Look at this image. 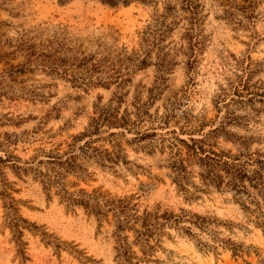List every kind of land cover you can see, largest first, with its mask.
Returning a JSON list of instances; mask_svg holds the SVG:
<instances>
[{"label":"rangeland","instance_id":"rangeland-1","mask_svg":"<svg viewBox=\"0 0 264 264\" xmlns=\"http://www.w3.org/2000/svg\"><path fill=\"white\" fill-rule=\"evenodd\" d=\"M102 112L128 125H99V161L81 135ZM6 134L0 264H258L264 0H0Z\"/></svg>","mask_w":264,"mask_h":264},{"label":"trees","instance_id":"trees-1","mask_svg":"<svg viewBox=\"0 0 264 264\" xmlns=\"http://www.w3.org/2000/svg\"><path fill=\"white\" fill-rule=\"evenodd\" d=\"M103 1H106L107 3L109 4H115L117 2V0H103ZM103 113V112H102ZM105 113H103V115L100 117L101 119H92L90 124H89V130H87L86 132H83L82 133V137H86L87 139L83 141V144L82 146L85 147L84 151H82L81 153L83 155H85V157H95L96 159H98L99 161L103 159V154L101 151H98L96 147L94 146H91V143L93 142V138H91L93 135L94 136H98L99 132H98V129H99V125H102L103 123L106 124L107 126H112V127H118V126H126L128 125V120L123 117V116H120V117H116V115H104ZM112 119V120H110ZM108 135H113L114 132H108L107 133ZM152 134H148V132H135L134 134V137L133 139L135 140H144L146 138H148V136H150ZM82 137L80 138H77V140H80L82 139ZM76 138V137H75ZM5 142H0V146L2 145H5V146H8V145H15L16 144V139L13 138L12 140H10V136L9 135H5ZM177 140L183 142L185 144V146L191 151L192 155L193 156H196L198 160L200 161H204V163L202 162V165L206 168H204V171H205V174L206 176H204L205 178L207 179H211V175L213 176V178H220L219 175H215L213 174V172L211 171V169L214 167L212 165V163L206 161V160H210L212 159L211 157L207 156V154H204V151L202 150V147L199 146L198 147V151L195 149V147H190L189 145H187L184 141H182L181 139H178L176 138ZM189 140L191 142H194L195 139L194 138H191L189 137ZM82 146L80 147V149H82ZM74 154H72V152H69V154L67 156L64 157V159L62 161H59L60 163H64L65 166L68 168V169H74L76 167H78L77 165L73 164L74 163ZM47 157V160L46 161H53L51 159H53V156L52 155H46ZM10 158H15L16 160L18 159V157L12 155L11 153H7L5 154V159H2L0 157V163L3 164L5 161H11ZM38 163H42V160H38ZM222 164H224L227 169H228V172L230 173V175L232 176V178H236V179H239L240 177V169L239 168H235L233 164H229L227 163L226 161H222L221 162ZM80 168V167H78ZM177 169H179V167H177ZM38 174L40 175V177H42V183L46 184L47 186L49 185L50 186V183H51V179L49 178V175L48 173H46L45 171L42 172V171H38ZM238 175V176H237ZM242 175V174H241ZM213 181V180H211ZM47 189V188H45ZM67 199L72 202V203H75V204H78V205H82L84 208H89L90 207V211L93 212L94 214H98L100 213V207L98 206V203H95L94 205L90 204L89 201L87 199H84V198H73V197H67ZM11 208V206H9ZM171 216H167V218H170ZM199 222H196L198 225L201 226V224L204 222L203 221V218H200L198 216H195ZM166 219V217H165ZM173 220H175V218H172ZM145 225V224H144ZM13 227L16 226V224H12ZM17 232H19L17 230ZM258 264H264V259L262 261H260Z\"/></svg>","mask_w":264,"mask_h":264}]
</instances>
